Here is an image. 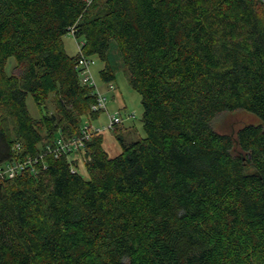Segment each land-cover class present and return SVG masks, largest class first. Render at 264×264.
<instances>
[{
    "label": "trees",
    "instance_id": "obj_1",
    "mask_svg": "<svg viewBox=\"0 0 264 264\" xmlns=\"http://www.w3.org/2000/svg\"><path fill=\"white\" fill-rule=\"evenodd\" d=\"M72 28L104 82L124 68L144 137L116 127L110 158L94 135L87 180L52 156L0 180V264H264V127L212 128L237 110L264 123V0H0V164L98 117ZM28 95L54 112L33 119Z\"/></svg>",
    "mask_w": 264,
    "mask_h": 264
},
{
    "label": "rangeland",
    "instance_id": "obj_2",
    "mask_svg": "<svg viewBox=\"0 0 264 264\" xmlns=\"http://www.w3.org/2000/svg\"><path fill=\"white\" fill-rule=\"evenodd\" d=\"M81 43L82 40L75 39L71 33H68L62 38L64 50L70 57H75L79 54L78 45ZM88 58L92 61L88 69L93 80L91 85H94V93H100L106 98L107 112H100L95 119L82 117L80 126L89 125L92 128L100 129L103 137V149L112 158L117 156L121 149L115 139L114 130L106 129L108 118L109 116H115L121 119L122 124L117 127H119V131L124 136L125 142L128 143L143 138V110L140 104V97L129 85L128 77L123 67H116L113 71L114 79L111 82H104L100 77V71L103 69L104 64L96 56H90ZM14 66V59L9 58L5 66V73L10 75ZM25 103L28 113L33 119H38L45 111L47 114L54 112L51 96L45 104V109H40L30 95L27 96ZM248 124H261L264 127V123L255 115L243 110H237L217 115L212 121V128L218 133L234 135L239 128ZM70 161L76 162L77 166L74 168V171L83 179L87 180L88 174L85 169L83 157L73 155Z\"/></svg>",
    "mask_w": 264,
    "mask_h": 264
},
{
    "label": "built area",
    "instance_id": "obj_3",
    "mask_svg": "<svg viewBox=\"0 0 264 264\" xmlns=\"http://www.w3.org/2000/svg\"><path fill=\"white\" fill-rule=\"evenodd\" d=\"M87 3L90 0H84ZM73 35V28L70 30ZM81 45H78L79 58L77 60L75 69L79 71V79L81 84L92 87L94 90L93 80L89 74V66L92 61L80 53ZM82 74V76H81ZM110 88H112L110 86ZM95 91V90H94ZM95 94V103L91 105L92 112H107L106 108V98L100 93ZM122 124L121 119L115 116H109L107 130H114L118 125ZM102 133L100 129L92 128L91 126H80L79 132L75 136L63 137L57 136L53 139L52 143L47 145L36 155H28L26 157L20 158L17 155L13 156L9 161L0 164V180L13 179L24 171H29L30 173H36L39 170H44L46 168L45 158L47 156H52L54 159L60 157H66L68 160L71 159L73 155H79L82 158V153L85 149V145L94 135ZM15 151L19 150L16 146ZM14 151V152H15ZM73 171L75 170L72 168Z\"/></svg>",
    "mask_w": 264,
    "mask_h": 264
}]
</instances>
